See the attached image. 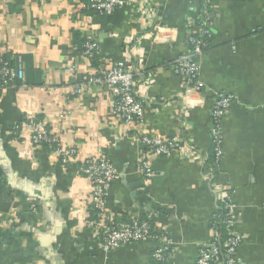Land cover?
<instances>
[{
  "label": "crops",
  "instance_id": "1",
  "mask_svg": "<svg viewBox=\"0 0 264 264\" xmlns=\"http://www.w3.org/2000/svg\"><path fill=\"white\" fill-rule=\"evenodd\" d=\"M202 1L133 0L107 15L88 10L89 0H0V56L26 58L30 83L0 87V264H196L212 240L217 209L203 168L217 94L234 98L222 119L216 184L236 205L243 236L237 262L264 264V0H215L197 91L183 85L175 63L189 49ZM88 37L101 49V66L125 62L140 74V131L185 139L194 150L151 156L135 130L112 115L109 88L74 93L96 70L80 49ZM30 119L43 122L63 147L76 148V160L62 166L50 147L33 143ZM99 154L118 172L107 214L149 219L157 237L103 251L92 221V183L81 171ZM144 158L151 179L139 171ZM162 236L172 252L158 262L153 254Z\"/></svg>",
  "mask_w": 264,
  "mask_h": 264
},
{
  "label": "built area",
  "instance_id": "2",
  "mask_svg": "<svg viewBox=\"0 0 264 264\" xmlns=\"http://www.w3.org/2000/svg\"><path fill=\"white\" fill-rule=\"evenodd\" d=\"M133 0H89L87 9L101 14H112L115 10L132 3ZM215 0H203L198 23L191 28L189 49L175 63V71L187 89L202 91L199 81L198 59L209 45L206 37L210 35L212 6ZM161 28H159V31ZM83 55L89 60L101 57V49L90 37L83 44ZM136 69L121 62L113 66H100L94 74H88L74 85V93L82 94L88 87L100 86L109 88L115 98L112 115L124 125L135 130L134 139L141 142L147 153L155 157H170L182 153L186 148L194 150L185 139L164 138L160 135L140 131L146 124V111L143 101L137 92ZM24 70L19 60L16 66L0 56V87H9L16 80H24ZM150 83V79L146 78ZM234 98L230 95L217 94L212 109L211 149L214 154L203 158L204 175L215 188L217 209L212 220V240L203 245L198 253L196 264H238L237 252L243 243L242 234L236 229V205L231 200L230 192L217 186L216 177L223 158L224 137L222 119L229 113ZM35 144L55 145L54 152L62 166H67L77 158L78 150L74 147H63L51 136L46 125L36 119L27 121ZM144 129V128H143ZM139 171L146 179L154 176L151 163L146 159L139 161ZM82 173L91 181L93 187L92 209L98 218L93 222L96 238L103 251L112 252L131 243L145 242L157 237L152 222L146 218L130 221H116L107 214V200L112 184L118 179V172L113 163L103 154L93 156L81 164ZM163 237V236H162ZM159 238V236H158ZM160 239V238H159ZM172 252V242L162 238V243L154 251L155 261L164 262Z\"/></svg>",
  "mask_w": 264,
  "mask_h": 264
},
{
  "label": "trees",
  "instance_id": "3",
  "mask_svg": "<svg viewBox=\"0 0 264 264\" xmlns=\"http://www.w3.org/2000/svg\"><path fill=\"white\" fill-rule=\"evenodd\" d=\"M198 22V21H196ZM79 36H77L76 38H78ZM207 41H208V38L206 37ZM85 40H82L80 42V49H81V52L84 51V48H83V44H84ZM208 47V46H207ZM206 47V48H207ZM205 48V49H206ZM4 58V60L8 61L11 65L13 66H16V61L19 60L20 62V65L23 67V70H24V75H25V78L24 80H16L14 82V84H12V86H17V87H22V86H28L30 85V83L28 82V80L26 79V73H27V63H26V58H24L23 56H19L17 59L16 58H12V56L10 55H4L2 56ZM92 66L94 68H99L101 66V63H100V57L96 56L95 58L92 59ZM40 82V79L38 80ZM37 82V83H39ZM33 84V83H32ZM34 85V84H33ZM39 121V120H38ZM44 146H48L50 147V149L52 150V153L54 152V147L55 145L53 146H50L49 144L45 143L43 144ZM211 159L213 160L214 159V154H213V151L211 149ZM92 216H93V219L92 221H96V219L98 218L97 216V212L93 210V212L91 213Z\"/></svg>",
  "mask_w": 264,
  "mask_h": 264
}]
</instances>
